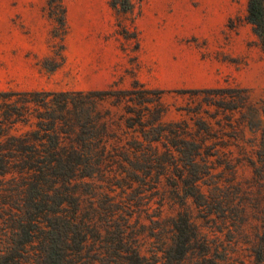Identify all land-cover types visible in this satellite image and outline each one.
Segmentation results:
<instances>
[{"label": "rangeland", "instance_id": "obj_1", "mask_svg": "<svg viewBox=\"0 0 264 264\" xmlns=\"http://www.w3.org/2000/svg\"><path fill=\"white\" fill-rule=\"evenodd\" d=\"M61 1L66 9L67 27L63 52L60 38L54 37L59 24L49 17L47 0H0V92L133 91L134 102L130 107L134 112L126 114L125 106L112 107L108 102L98 107L87 105L88 120L99 121L101 117L96 111L104 115L109 110L116 115L115 119L125 115L136 120L141 114L143 121H152L160 99L166 111L163 123L187 121L192 126L195 114L189 111H200L204 97L203 93L193 95V91L238 87L248 90L254 101L264 100V48L247 21L249 0H128L126 11L123 0ZM112 2L118 6L112 7ZM46 60H50L49 69L55 63L60 66L49 71L44 68ZM208 109L215 112L214 107L203 104L201 115L205 119L208 116L204 111ZM121 131L127 134L122 136ZM95 132L96 137L102 135L100 129ZM117 132V137L107 142L108 149L124 147L133 139L147 146L141 132L133 133L125 126ZM250 138L252 134L247 132L245 142L240 141L248 151ZM224 139L232 145L226 151L242 158L240 149L233 145L236 141ZM217 141L213 139L210 143ZM126 166L128 172L123 173L119 163L109 164L106 172L94 175L95 181L74 183L83 184L79 191L84 195L85 211L93 207L115 210L110 217L111 213L98 208L105 213L104 224L112 221L113 225H124L122 217L129 221L127 235L151 264L169 263L164 251L173 246L177 237L175 224L179 215L187 213L199 226V232L207 235L211 253L204 256L193 249L177 264H213V261L224 264L216 256L217 251L223 254V247L231 257L230 263L253 264L245 249L255 239L259 222L253 221L244 233L234 227L230 233L223 219L213 216L216 221L207 223L201 218L192 200L183 199V192L177 197L164 176L157 189L155 172L147 178V185L137 178L129 188L124 179L127 173L132 176L133 168ZM236 170L235 183L240 184V189L226 195L237 192L239 197L257 198L248 163L240 162ZM221 172L224 167L215 171ZM225 172L226 178H233L231 170ZM10 187L11 184L5 186ZM209 191L210 188L204 187L206 194ZM7 209L0 218V257L12 253L15 259L10 264H42L39 243L26 244L25 218ZM111 260L114 262L110 263ZM103 263L127 264L120 258Z\"/></svg>", "mask_w": 264, "mask_h": 264}, {"label": "trees", "instance_id": "obj_2", "mask_svg": "<svg viewBox=\"0 0 264 264\" xmlns=\"http://www.w3.org/2000/svg\"><path fill=\"white\" fill-rule=\"evenodd\" d=\"M123 1L126 11L128 0ZM47 6L51 10L49 17L59 24L54 37L60 38L63 52L66 9L61 0H47ZM117 6V2H112V7ZM247 13V21L264 48V0H249ZM60 57L63 62L61 53ZM49 61L44 65L49 71L60 66L55 63L49 69ZM200 93L204 94L200 111H189L195 114L192 126L187 121L163 123L166 111L160 99L152 121H143L141 114L136 120L125 115L115 119L116 115L109 110L104 115L96 111L101 117L99 121L88 120L87 105L98 107L108 102L112 107L125 106L126 114L134 112L130 107L134 102L133 91L0 92V218L6 208L23 215L26 244L39 243L42 264H94L97 261L105 264L103 262L111 258L123 259L127 264H151L127 235L129 221L122 217L124 225H113L112 221L104 224V212L111 213V217L115 210L98 207L104 211L99 212L98 208L91 207L85 211L84 195L79 191L83 184L74 183L86 179L93 182L96 173L102 174L109 164L119 163L123 173L128 172L126 165L133 168L132 176L127 173L124 179L129 188L137 178L147 185V178L155 172L154 188L157 189L164 176L177 197L183 192V199L192 200L201 218L207 223L223 219L230 233L232 227L244 233L253 221L259 222L255 239L245 250L253 264H264V100L254 101L248 90L238 87L193 91V95ZM203 104L215 108L214 113L209 109L204 111L208 119L201 115ZM123 120L125 125L120 124ZM123 126L133 133L141 132L147 146L133 139L124 147L108 149L107 142L115 139L117 130H123ZM99 129L102 135L96 137L95 131ZM121 132L122 136L127 134ZM247 132L252 134L247 141L250 151L240 144V141L245 142ZM225 137L236 141L233 145L240 149L242 158H235L231 150L226 151L232 145ZM213 139L218 141L210 143ZM242 161L252 169L253 186L258 191L254 200L239 197L237 192L234 197L226 195L240 189V184L235 182L236 168ZM221 167L224 172L216 174ZM229 170L233 175L231 179L225 176V171ZM173 176L177 179H172ZM6 184L11 187L5 188ZM204 187L210 188L209 194L204 192ZM175 230L177 237L173 246L164 251L168 264L181 262L193 249L209 256L211 246L207 235L199 232V226L188 213L179 215ZM13 255L0 257V264L13 262ZM216 256L224 264H232L225 247L223 254L217 251ZM213 264L219 263L213 261Z\"/></svg>", "mask_w": 264, "mask_h": 264}]
</instances>
